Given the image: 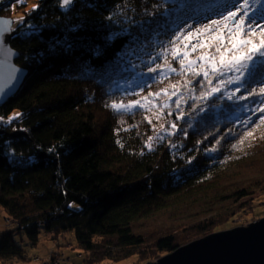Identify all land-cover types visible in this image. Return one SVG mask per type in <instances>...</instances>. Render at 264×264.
Wrapping results in <instances>:
<instances>
[{
	"label": "trees",
	"instance_id": "trees-1",
	"mask_svg": "<svg viewBox=\"0 0 264 264\" xmlns=\"http://www.w3.org/2000/svg\"><path fill=\"white\" fill-rule=\"evenodd\" d=\"M60 4L0 0V15L13 24L16 64L29 70L19 92L0 107V207L14 226L0 232V264L29 261L17 235L36 246L42 231L73 233L83 264L160 259L255 211L250 198L264 190V113L251 109L262 98L228 100L237 87L230 84L202 100L209 87H201L202 76L181 75L178 62L159 55L174 32L191 30L182 22L221 19L232 0ZM253 8L264 16L260 5ZM16 14L23 23L14 25ZM217 33L227 44V29L212 25L177 46L189 44L188 59L198 61L215 53ZM197 40L210 46L192 52ZM157 63L177 71L166 78L149 73ZM260 81L257 73L237 95L264 87ZM145 98L149 104L128 112L109 106ZM175 214L178 220L166 221ZM156 219L164 225L148 234Z\"/></svg>",
	"mask_w": 264,
	"mask_h": 264
},
{
	"label": "snow or ice",
	"instance_id": "snow-or-ice-1",
	"mask_svg": "<svg viewBox=\"0 0 264 264\" xmlns=\"http://www.w3.org/2000/svg\"><path fill=\"white\" fill-rule=\"evenodd\" d=\"M16 2L22 4L24 0H16ZM232 2L234 7L221 13V19L211 20L209 24L201 25L194 29L191 25H188V29L191 30H177L174 32L172 38L169 40V47H166L159 55L164 58L166 63L169 56H171L172 60L178 62L181 68V75L185 71H189L193 72V75L197 77L202 76L205 83L201 84V87H204L205 84L209 87L207 91L200 92V99L204 100L217 93H221L227 89L228 85L235 84L237 87L227 92L226 98L228 100H248L249 97L259 96L262 98L261 106L251 109V111L254 113H264V87H260L259 89L250 88L247 91V95H237V93L241 92V88L248 84L257 73L260 74V82L264 83V24L257 22L258 19H264V16L257 17L253 8V4L264 8V3H262V0H243L242 3L232 0ZM73 3L74 0H61L60 6L67 9ZM0 23L10 24L11 22L5 20L0 21ZM19 23H23V21ZM212 25H223L227 29V44H225V36L217 33L211 37L215 41L214 54H205L198 57V61L202 63L188 59L190 55V51L188 50L189 44H185L184 50H181L177 46L178 42L188 40L190 43L191 38L196 37L198 34H203L204 31L210 32ZM4 34L5 30L0 29V49L3 46ZM255 35L261 37L258 43L251 39ZM209 46L197 40L196 44L191 45V51L194 52L197 48H207ZM196 67L200 68L199 72L194 71ZM176 71L171 65L164 68L158 63L155 67L148 68L149 73L161 72L164 74V78L167 77V73ZM213 79L216 80L215 85H213ZM188 83L190 84L191 81ZM163 92L165 95H168L167 90H163ZM160 95L161 92L149 93V97H159ZM171 95L175 96L176 92L173 91ZM149 103L150 100L145 98L144 103L138 100L127 104L114 101L109 106L116 112H128L136 107L144 108ZM176 103L179 106V100ZM167 106L165 104L162 107ZM260 122L264 124V117L261 118ZM242 123L248 125L251 123V118L249 117V119L242 121ZM172 127H175V125L173 124ZM248 135H251L250 131Z\"/></svg>",
	"mask_w": 264,
	"mask_h": 264
},
{
	"label": "water",
	"instance_id": "water-1",
	"mask_svg": "<svg viewBox=\"0 0 264 264\" xmlns=\"http://www.w3.org/2000/svg\"><path fill=\"white\" fill-rule=\"evenodd\" d=\"M5 20L10 21L0 15V21ZM12 25L0 23L5 30L0 49V107L19 92L29 75L28 69L16 64L19 53L11 46ZM154 264H264V217L180 246Z\"/></svg>",
	"mask_w": 264,
	"mask_h": 264
},
{
	"label": "rangeland",
	"instance_id": "rangeland-1",
	"mask_svg": "<svg viewBox=\"0 0 264 264\" xmlns=\"http://www.w3.org/2000/svg\"><path fill=\"white\" fill-rule=\"evenodd\" d=\"M186 17L187 15H183L182 18L178 19L179 20L178 22L185 20ZM13 20H14V25H17L21 21V16L16 14ZM186 24L191 25L192 27L195 28L199 27V26H194V24H192L191 21L188 20L182 22L180 26H186L187 28L188 25ZM0 121L3 122L2 118H0ZM257 190L258 192L254 194L252 198H250L253 199L255 203V207H256L255 211L249 210L247 212H244L242 217H237L232 223L227 224L223 230H227L239 226H247L249 223L258 221L259 219L264 217V190L261 189H257ZM245 199L246 198H244L243 200ZM8 218L9 217H7L6 211L2 207H0V232L14 228L13 224L8 221ZM165 219L166 221L167 220L175 221L179 219V216L175 214L169 217H165ZM156 224H160L161 227L164 225L158 219L153 220L151 225L150 223L148 224V229H147L148 234L152 229H154L153 227ZM17 239L19 242H21V240L23 239L24 248H26L27 254L30 257L29 261H26L22 264H45V263L46 264H83L85 259L84 252L77 249L75 244L76 243L75 236L73 235V233L70 232L59 233V237H58L54 233H48L42 231L40 235L39 243L36 246L29 245L25 236L17 235ZM138 258L130 257L118 263L104 261L101 264H153L156 261H158V259L148 261L147 259H144L142 257H138Z\"/></svg>",
	"mask_w": 264,
	"mask_h": 264
},
{
	"label": "built area",
	"instance_id": "built-area-1",
	"mask_svg": "<svg viewBox=\"0 0 264 264\" xmlns=\"http://www.w3.org/2000/svg\"><path fill=\"white\" fill-rule=\"evenodd\" d=\"M46 264V263H45Z\"/></svg>",
	"mask_w": 264,
	"mask_h": 264
}]
</instances>
